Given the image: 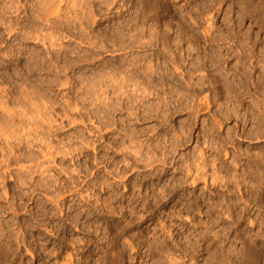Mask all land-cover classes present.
<instances>
[{
    "label": "clouds",
    "instance_id": "9594fccd",
    "mask_svg": "<svg viewBox=\"0 0 264 264\" xmlns=\"http://www.w3.org/2000/svg\"><path fill=\"white\" fill-rule=\"evenodd\" d=\"M0 264H264V0H0Z\"/></svg>",
    "mask_w": 264,
    "mask_h": 264
}]
</instances>
